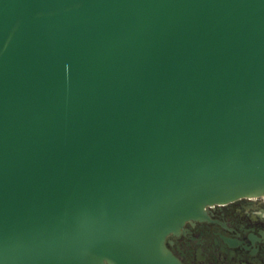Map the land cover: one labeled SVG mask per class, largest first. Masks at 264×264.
Returning <instances> with one entry per match:
<instances>
[{
  "label": "water",
  "instance_id": "1",
  "mask_svg": "<svg viewBox=\"0 0 264 264\" xmlns=\"http://www.w3.org/2000/svg\"><path fill=\"white\" fill-rule=\"evenodd\" d=\"M261 195L264 0H0V264H182Z\"/></svg>",
  "mask_w": 264,
  "mask_h": 264
},
{
  "label": "flooded vegetation",
  "instance_id": "2",
  "mask_svg": "<svg viewBox=\"0 0 264 264\" xmlns=\"http://www.w3.org/2000/svg\"><path fill=\"white\" fill-rule=\"evenodd\" d=\"M166 245L182 264H264V195L209 206Z\"/></svg>",
  "mask_w": 264,
  "mask_h": 264
}]
</instances>
